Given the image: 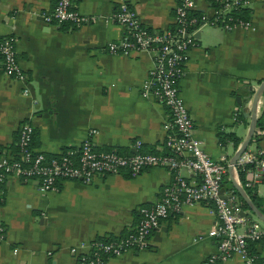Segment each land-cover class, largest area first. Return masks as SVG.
<instances>
[{"label": "crops", "instance_id": "1", "mask_svg": "<svg viewBox=\"0 0 264 264\" xmlns=\"http://www.w3.org/2000/svg\"><path fill=\"white\" fill-rule=\"evenodd\" d=\"M126 1L148 29L162 30L174 23L177 0ZM117 2L71 0L88 20L55 25L41 16L54 0H0V38H12L17 62L25 72L21 82L0 65V153H16L18 126L24 121L33 127L31 146L46 154L76 147L86 136L99 151L128 153L134 139L140 140L142 151L165 150L161 125L168 110L139 88L152 66L151 53L107 50V42L116 41L123 31L112 19ZM249 8V26L226 30L219 24H201L193 33L178 79L193 134L214 159L223 154L228 161L243 140L251 97L264 77V0H249ZM196 9L211 13L204 1H197ZM263 103L264 92L257 100L256 117ZM234 113H241L243 119L237 120ZM219 132L232 133L236 144L221 140ZM229 144L232 152L227 154ZM255 148L264 154V137L250 140L240 157L247 158ZM170 176L166 167L150 166L135 176L122 170L95 175L87 183L60 180L47 191L39 190L34 178L6 176L0 183V223L5 227L0 264H74L70 247L80 250L99 236L128 231L138 219L137 208L153 202ZM250 176L245 173V180ZM247 187L264 208V177H256ZM236 196L238 209L264 230V223ZM215 222L207 205L184 206L160 221L147 247L126 249L102 264H204L216 251L210 233ZM252 247L264 263V238ZM218 264L244 262L234 254Z\"/></svg>", "mask_w": 264, "mask_h": 264}, {"label": "built area", "instance_id": "2", "mask_svg": "<svg viewBox=\"0 0 264 264\" xmlns=\"http://www.w3.org/2000/svg\"><path fill=\"white\" fill-rule=\"evenodd\" d=\"M197 1H204L211 13L202 10L200 17L188 15L190 9H196ZM243 7H249V0H177L173 17L175 26L154 30L140 23L126 0H118L112 19L122 26L123 31L116 41L107 42V50L127 54L131 50L144 49L151 53L152 66L139 88L142 93L154 96L168 110V118L161 125L165 133V150L142 151L140 140L134 139L132 150L128 153H120L116 149L99 151L86 136L76 147L50 156L29 145L32 125L26 121L19 124L17 156L0 153V183L8 175H16L23 180L34 178L38 189L47 191L55 189L60 180L87 183L95 175L118 174L122 170L130 176L150 166L166 167L171 172L158 197L150 204L137 208L138 219L124 234L94 238L80 250L70 247L76 257L74 264H102L107 257L119 255L126 249L145 248L151 232L162 219L184 206L197 203L207 205L216 216V222L210 229L216 240V251L206 257L204 264H218L234 254L244 264H264L247 247L248 241L264 238V230L240 214L234 188L224 185L228 161L223 154L218 159L212 158L203 149L200 139L194 136V123L178 88V79L183 73L189 47L193 44V33L203 23L219 24L226 30L235 25L249 26L247 18L233 15ZM41 16L46 23L55 25H78L88 20L71 5V0H54L52 8ZM0 65L3 72L24 82L25 72L17 62L14 43L9 36L0 38ZM27 92V88L23 87L22 93ZM247 162L253 166L245 170L251 175L249 180L244 181L245 186L251 185L256 177H264V154L261 149L255 148L247 158L239 156L235 160L232 169L237 181V170ZM4 237L5 227L0 223V241Z\"/></svg>", "mask_w": 264, "mask_h": 264}, {"label": "trees", "instance_id": "3", "mask_svg": "<svg viewBox=\"0 0 264 264\" xmlns=\"http://www.w3.org/2000/svg\"><path fill=\"white\" fill-rule=\"evenodd\" d=\"M249 7H243V8H240L238 10H236L235 12H233V15L235 17H239V18H247L248 17V12H249ZM200 13L201 11H199L198 9H190L188 11V15H192V16H196V17H200ZM175 26V24L173 23L171 27L169 28H173ZM263 92H264V89H263ZM249 95V91L247 92V94H245V96L247 97ZM236 119H243L242 117V114L241 113H238L236 115ZM18 135V134H17ZM218 136L221 140L225 141L230 139L233 141L234 144H236L237 142V139L235 138V136H233L232 133H227V132H219L218 133ZM259 137H264V103L262 104V106L260 107V110H259V113L256 117V121H255V129H254V132L252 134V137L250 140H253V141H257V139ZM32 138H33V132L31 134V139H30V143L29 145L31 146V142H32ZM250 142V141H249ZM32 147V146H31ZM17 151H18V145L16 143V153L13 154L12 156H17ZM47 155H57V154H47ZM253 165L250 163V162H247L243 165L242 168L239 167V169L237 170V174H238V179L240 180V182L243 184L244 181H245V170L246 168H250L252 167ZM224 183H226V186H231L232 188H234L232 186V184L230 183V180L227 178V175H226V178H224ZM244 186V184H243ZM244 189H246V191L248 192V194H250V197L252 199V201L260 208V210L264 213V208L261 207V204H260V199L259 197H257L255 194H251L249 193V187L247 186H244ZM234 192L237 194V191L234 189ZM241 200V204L242 206L246 207V204L244 203V201L240 198ZM124 234V233H123ZM122 235V234H120ZM115 236V235H114ZM101 237V236H99ZM105 237H113V236H105ZM254 241H257V240H252V241H248L247 243V247L249 249V252L250 253H256V251L254 250V248L252 247V243Z\"/></svg>", "mask_w": 264, "mask_h": 264}, {"label": "water", "instance_id": "4", "mask_svg": "<svg viewBox=\"0 0 264 264\" xmlns=\"http://www.w3.org/2000/svg\"><path fill=\"white\" fill-rule=\"evenodd\" d=\"M198 33H196L197 36ZM264 89V77L261 79V81L258 83L256 88L253 91L250 107H249V121L248 126L246 130V134L241 141V143L238 145V147L233 151V153L230 155L228 159V166H227V174L229 176V179L231 181L232 186L237 191L239 196L245 201L248 209L254 214L255 217H257L260 221L264 223V213L254 205V203L250 200V198L247 196L245 190L240 185V183L237 181L236 177L234 176L232 165L235 162V160L240 156V154L244 151L247 144L249 143L252 134L255 129V121H256V110H257V100ZM223 187L220 188V191L222 192ZM240 214H243V211H240Z\"/></svg>", "mask_w": 264, "mask_h": 264}, {"label": "rangeland", "instance_id": "5", "mask_svg": "<svg viewBox=\"0 0 264 264\" xmlns=\"http://www.w3.org/2000/svg\"><path fill=\"white\" fill-rule=\"evenodd\" d=\"M225 150H226L227 154H230V153L232 152V146H231L230 144L227 145V146L225 147ZM242 156H243V153H242ZM260 223H261V221H260Z\"/></svg>", "mask_w": 264, "mask_h": 264}]
</instances>
